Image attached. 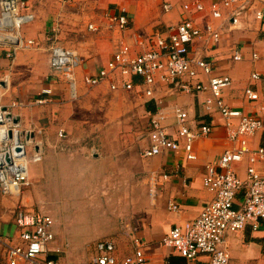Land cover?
<instances>
[{"label":"crops","instance_id":"obj_1","mask_svg":"<svg viewBox=\"0 0 264 264\" xmlns=\"http://www.w3.org/2000/svg\"><path fill=\"white\" fill-rule=\"evenodd\" d=\"M27 1L28 10L35 18L23 36L34 40L35 45L20 51L14 65L0 48V78L9 75L8 84L0 79V104L20 105L14 111L18 122L23 129L36 132V140L44 150L43 159L31 165L30 178L33 187L38 185L37 210L54 220L55 242L51 249L65 252L62 242L67 236L55 215L66 211L59 205L69 201L74 211L81 206L86 212L82 222L90 224L92 221L99 229L96 238H78L74 243L83 247L97 243L104 236H116L111 239L117 243L119 257L123 260L132 255L131 238L135 237L144 243L145 256L153 264L183 263L184 259L165 246L163 239L176 225L198 217L213 199L203 180L206 167L231 147L224 118L218 111L207 113L206 93L186 94L157 83L153 97H146L143 86H138L136 93L122 89L112 91V81L122 82L120 77L93 88L85 86L83 80L86 75L96 74L107 66L113 57L119 36L107 30L110 15L123 9L128 12L130 26L124 33L128 42L133 32L153 41L157 30L190 19L203 30L209 25L220 33L217 43L211 38L206 42L195 41L192 53L212 64L214 76L226 75L232 79V85L224 91L225 102L232 109L264 120V21L256 19V11H264V3L254 0L239 22L233 24L231 9L222 8L223 17L213 18L211 4L218 0ZM165 2L172 6L169 12L163 10ZM196 2L205 6L202 12L193 7ZM187 4L192 5L188 11L184 9ZM91 24L105 31L93 32L89 30ZM54 31H58L60 43L76 51L81 59L75 99L64 77L51 69L50 39ZM237 53L242 60H235ZM255 73L260 79H253ZM133 81L141 84L138 77ZM249 87L258 94V100L247 98ZM48 88L54 91L53 102L35 104V98H48L42 95ZM175 108L188 113L192 128L202 124L214 128L212 134L196 141L197 159L188 160L183 150L144 158L142 153L150 144L146 130L151 114L162 111L167 118L165 125L169 135L178 139ZM142 124L146 130L140 134ZM61 131L65 138L59 137ZM112 132H118L117 139L105 138ZM249 141L252 149L263 144L264 130ZM248 166V159L236 164L241 178L246 177ZM257 168L263 170L262 164ZM163 174L172 177L164 181ZM27 189L18 197H4L0 193V236L10 243L19 242L18 206L29 209L32 204V194L26 192ZM52 190L58 191L55 200L49 197ZM27 193L30 198H26ZM63 198L66 200L60 201ZM170 203H176L180 210L171 211ZM103 228L108 232L101 231ZM262 239L264 223L258 230L247 227L241 233L229 234L226 249L230 264H264ZM59 253L52 256L57 258ZM6 261L9 264L7 257ZM192 264H211V258L202 256Z\"/></svg>","mask_w":264,"mask_h":264},{"label":"built area","instance_id":"obj_2","mask_svg":"<svg viewBox=\"0 0 264 264\" xmlns=\"http://www.w3.org/2000/svg\"><path fill=\"white\" fill-rule=\"evenodd\" d=\"M264 3V0H260ZM254 0H218L211 4L213 18L223 17L222 8L231 9L230 20L233 24ZM192 5H185L186 11ZM193 7L202 12L205 6L196 2ZM171 4L165 2L163 10L169 12ZM35 16L28 10L27 0H0V48L14 65L17 54L34 47L35 41L26 39L22 27L34 20ZM256 19L264 21V11H256ZM130 17L126 10L109 16L107 30L119 36L111 61L99 69L96 74L86 75L85 86L93 88L111 78H121L122 82L112 81L111 90L119 89L136 93L138 86H143V95L153 97V88L157 83L171 86L174 90L190 93H206L207 113L218 111L225 120L228 140L231 147L214 163L206 167L203 180L204 187L213 195L195 219L188 220L173 227L164 237L165 246L174 250L184 259L181 264H192L198 258L207 256L211 264H230V255L226 249L229 234H238L251 227L260 229L264 223V143L256 149L250 146V139L264 130V120L232 109L224 100V91L232 85L229 76H214L212 64L202 57L193 55L192 45L195 41L206 42L208 38L214 43L220 40V33L212 26L205 30L199 28L192 20L184 19L179 24L157 30L153 41L141 37L136 32L130 34V42L124 36L129 30ZM89 30L101 33L102 27L89 25ZM54 31L50 39V63L54 73L62 75L68 83L72 97H77V70L81 65L79 54L63 46ZM235 60H242L237 53ZM257 58V55H254ZM141 79V84L134 83L133 78ZM204 78H207L205 80ZM9 83V75L0 78ZM253 79H260L253 74ZM42 95L35 99V104L52 103V89H44ZM142 95V94H141ZM246 96L251 101L258 100V94L246 89ZM17 103L10 106L0 104V193L4 197H18L32 186L30 167L40 162L44 150L36 140L33 129H23L17 121L14 111ZM177 121V140L173 139L165 125L166 116L162 111L151 114L147 139L149 146L143 151L146 159L162 155L165 151L183 150L186 158L196 160L194 145L197 140L207 137L214 131L213 126L202 124L192 128L188 113L181 108L174 109ZM237 120V124L234 122ZM65 138L64 131L59 133ZM248 159L249 166L245 178L237 173L236 164ZM262 164L263 170L257 168ZM164 181L172 175L163 174ZM169 209L178 212L180 207L170 203ZM16 224L20 229L19 242L10 243L0 236L9 264H63L51 255L55 242L54 220L44 212L18 206ZM133 253L125 259L119 257L117 243L112 239L98 241L91 258L85 263L76 264H153L144 253V243L132 237Z\"/></svg>","mask_w":264,"mask_h":264},{"label":"rangeland","instance_id":"obj_3","mask_svg":"<svg viewBox=\"0 0 264 264\" xmlns=\"http://www.w3.org/2000/svg\"><path fill=\"white\" fill-rule=\"evenodd\" d=\"M32 23H28L26 25H24L22 27V33L25 32V29L29 26H31ZM24 35V33H23ZM68 95V92H67ZM37 99V98H35ZM34 99V100H35ZM86 125V123H84ZM135 124V123H134ZM142 126L141 128V132H139L140 134L145 133V128L146 126H144V124L140 125ZM149 128L147 127V130ZM86 131V129H84ZM147 130H146V137H147ZM120 134V133H119ZM96 135V133H95ZM117 135L118 132H112L110 133V135H108L107 139H117ZM54 183V181H50V184ZM38 185L36 184L34 187L33 185L27 189L26 192H30L31 191V197H32V204L28 206L29 209H33L35 211H38ZM26 190V189H25ZM24 190V191H25ZM23 191V192H24ZM23 197V196H22ZM49 197L52 200H55L58 198V191H51L49 193ZM26 198H30L29 197V193H27ZM62 200H66V199H61ZM59 201V202H60ZM76 207L79 205H75ZM60 208H63L66 211L57 213L55 215V218L57 220V222L59 223L61 229L63 230V232L65 233V235L67 236L65 238V242L64 243V249L65 252H61L59 254H57V258L63 263V264H76V263H85L87 262L92 254H93V248L95 246V243H91V244H87L84 245L82 247V244H78V243H74L75 241L77 242L78 238H81V240H88V239H94L98 236V232L99 229H97L95 226V223H93L92 221H90L88 224L87 222H82L83 219V215H85L82 211V207L79 206L78 210L74 211L75 208L72 206V204L67 201V202H62L59 205ZM70 208H74L73 210H71ZM101 231L108 232V229L103 228ZM116 235V234H114ZM111 238H116V236H104L101 239H111ZM5 247L4 245L0 244V264H7L6 261V257H5ZM55 252H52L51 255H55Z\"/></svg>","mask_w":264,"mask_h":264},{"label":"trees","instance_id":"obj_4","mask_svg":"<svg viewBox=\"0 0 264 264\" xmlns=\"http://www.w3.org/2000/svg\"><path fill=\"white\" fill-rule=\"evenodd\" d=\"M261 242H262V246H263V249H264V239H262Z\"/></svg>","mask_w":264,"mask_h":264},{"label":"water","instance_id":"obj_5","mask_svg":"<svg viewBox=\"0 0 264 264\" xmlns=\"http://www.w3.org/2000/svg\"><path fill=\"white\" fill-rule=\"evenodd\" d=\"M18 120H19V119L17 118V119H16V122H17Z\"/></svg>","mask_w":264,"mask_h":264}]
</instances>
